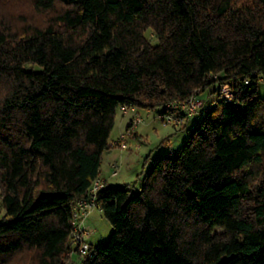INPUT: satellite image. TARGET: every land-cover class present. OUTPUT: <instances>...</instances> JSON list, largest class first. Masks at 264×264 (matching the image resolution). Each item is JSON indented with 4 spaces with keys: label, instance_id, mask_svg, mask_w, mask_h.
Returning a JSON list of instances; mask_svg holds the SVG:
<instances>
[{
    "label": "trees",
    "instance_id": "1",
    "mask_svg": "<svg viewBox=\"0 0 264 264\" xmlns=\"http://www.w3.org/2000/svg\"><path fill=\"white\" fill-rule=\"evenodd\" d=\"M31 2L43 20L0 26V264H264V0ZM192 96L209 107L180 111L186 141L138 183H106L112 230L80 253L73 205L116 109Z\"/></svg>",
    "mask_w": 264,
    "mask_h": 264
},
{
    "label": "rangeland",
    "instance_id": "2",
    "mask_svg": "<svg viewBox=\"0 0 264 264\" xmlns=\"http://www.w3.org/2000/svg\"><path fill=\"white\" fill-rule=\"evenodd\" d=\"M46 16L47 14L40 13L32 6L31 0H0V26H2L1 23L11 22L13 28H18L22 23H38ZM145 36L150 40V43H157L151 30H147ZM257 88L258 95L264 98V79L259 80ZM209 95V102L216 97L214 92L206 94V96ZM205 103L207 104L206 100ZM239 109H242V106H239ZM133 113L131 111L123 113L119 108L116 109L114 125L108 139L109 145L126 131L127 123ZM137 113L142 121L132 128L133 135L126 136L125 140L128 146L126 148L110 147L111 150L108 152L112 162H117L118 165L120 163L118 173L112 179L113 182L114 180L118 182L116 184L138 183L140 181L138 178L143 175L144 169L149 166L153 159L166 156L169 152L176 153L188 135L186 130L188 120H185L182 126L164 124L158 118L160 113L158 108L152 110L137 108ZM202 117V112L193 113L191 121H198ZM101 170L103 173H110L112 176V168L108 166L105 159ZM98 211L99 209H95L87 219L88 224L93 229V233L88 239L93 246L104 244L112 230L108 220Z\"/></svg>",
    "mask_w": 264,
    "mask_h": 264
},
{
    "label": "built area",
    "instance_id": "3",
    "mask_svg": "<svg viewBox=\"0 0 264 264\" xmlns=\"http://www.w3.org/2000/svg\"><path fill=\"white\" fill-rule=\"evenodd\" d=\"M234 94L229 92L227 89L223 88L220 91L219 99L231 98ZM208 105H205L203 100L196 98L195 96L190 97L185 102H172L167 105L166 110L158 114V118L164 124H173L180 126L183 122V116L180 114V111H184L187 116L192 115L193 113L203 112L208 109ZM120 110L123 113L129 111L134 112L133 116L130 119V127L123 134L117 137L110 145L113 147L126 148L128 145L126 143V136L130 135L132 128L139 124L142 119L135 112L136 108L134 106L121 105ZM139 146V144H138ZM111 175L116 176L118 173L119 165L117 162H112L110 164ZM106 181L101 178H95L87 192V196L84 198H79L75 200L73 205L72 213V228L70 233V244L74 246L80 253H88L94 250V246L89 242V237L93 233V229L88 224L87 219L91 213L97 209V195L99 191L106 185Z\"/></svg>",
    "mask_w": 264,
    "mask_h": 264
},
{
    "label": "crops",
    "instance_id": "4",
    "mask_svg": "<svg viewBox=\"0 0 264 264\" xmlns=\"http://www.w3.org/2000/svg\"><path fill=\"white\" fill-rule=\"evenodd\" d=\"M133 135V134H132ZM112 143V142H111ZM110 143V144H111ZM111 149L110 148H108V149H106V150H104L103 151V153H102V159H101V167H100V175H99V177H101V178H103L108 184H116V183H118V182H116L115 180H114V182L112 181V179L115 177V176H110V173L109 174H105V173H103L102 172V164H103V162H104V159H105V161H107V163H108V166H110V164L112 163V161L113 160H110V155L108 154V152L110 151ZM105 154H107L106 155V157L104 158V156H105ZM168 154H171V152H169ZM119 166H120V163H119ZM118 181V180H117ZM98 209V208H97ZM100 214H101V210L99 209V211H98ZM92 214V213H91Z\"/></svg>",
    "mask_w": 264,
    "mask_h": 264
}]
</instances>
